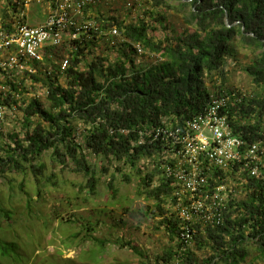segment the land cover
<instances>
[{
	"label": "trees",
	"instance_id": "1",
	"mask_svg": "<svg viewBox=\"0 0 264 264\" xmlns=\"http://www.w3.org/2000/svg\"><path fill=\"white\" fill-rule=\"evenodd\" d=\"M149 1L155 8H171L172 3H177L180 10L188 8L184 20L192 30L176 34L173 43L165 45L167 37L154 38L156 24L165 29L161 15L154 23L140 19L127 25L113 17L97 15L91 18L94 29L81 34L76 41L65 40L60 48L50 49L43 63L35 64L36 73L26 76L30 86L37 85L47 93L44 101L29 97L19 105L20 132L4 135L0 128V179L8 178L10 183V175H32L31 182L40 199L42 190L53 186L50 183L55 178L43 176L45 166L41 160L50 152L53 163L62 171L85 179L82 190L87 189L91 196L95 195L98 182L95 162L99 161L98 169L104 175L108 167L112 168L107 189L114 197V175L129 182L124 172L132 171L144 195L155 203L154 214L160 228L174 244L157 256L154 264H246L249 245L264 255L263 177L250 176L244 163L226 171L213 170L210 190L221 180L231 183L222 222L219 226L195 223L192 241L185 243L172 189L153 165L161 154L160 147L148 137L140 139V133H150L164 120H190L204 112L212 95L236 92L241 100L228 104V121L233 134L246 145L262 143L259 167L264 174V96L243 95L236 89L226 90L223 85H206L214 74L223 79L226 58H236L238 42L258 51L245 72L256 86L264 87V0ZM9 10L19 13L23 5L8 0V7L1 14L3 20L10 18ZM112 27L119 30L122 43L111 45L112 41L106 40L103 33ZM134 45L156 54L157 61L148 66L138 65ZM98 47L104 52L115 51L114 60L110 62L107 56L96 53ZM63 58L68 59V66L61 70L58 62ZM11 89L18 92L14 85ZM145 164L150 166L149 170ZM240 181L243 183L238 185ZM18 187L28 197L27 212L22 216L27 218L0 203V219L7 222L0 224V257L16 261L22 257L17 253V243L2 237L7 229L21 231L25 228L23 223L31 222L35 215L31 193L23 190V182ZM87 230L93 232L94 228ZM86 239L99 247L104 244L92 234L81 241ZM121 247H128L143 258L130 243ZM194 249L205 253L201 261Z\"/></svg>",
	"mask_w": 264,
	"mask_h": 264
},
{
	"label": "rangeland",
	"instance_id": "2",
	"mask_svg": "<svg viewBox=\"0 0 264 264\" xmlns=\"http://www.w3.org/2000/svg\"><path fill=\"white\" fill-rule=\"evenodd\" d=\"M23 5L24 20L31 25L41 24L49 13L50 0H11ZM130 2L128 6V2ZM131 5V6H130ZM171 8H155L149 0H104L100 1L95 8H90L85 16V21L102 15L113 17L124 25L136 24L140 19L154 23L161 15L164 17V30L156 24L157 31L155 39H169L167 44H171L172 38L184 30H192V26L187 24L184 16L188 13V8L180 10L177 3H172ZM8 7V0H0V19L2 11ZM20 7V5H19ZM9 17L15 16L9 10ZM238 54L236 58H226V63L222 68L223 79L219 75H212L207 80V86L223 85L225 89H236L243 95L264 96V87L256 86L249 75L245 72L252 58L258 51L242 46L235 42ZM101 48L102 45L100 46ZM96 50V53L108 57L113 61L116 53L112 51L104 52ZM114 50H117L115 48ZM103 52V53H102ZM156 54L145 52L143 56H137L136 63L148 66L156 62ZM224 83V84H223ZM28 89L23 99L31 97ZM38 93L42 89L36 87ZM45 97L40 98L44 101ZM25 101H23V104ZM20 113L15 118L11 117L9 110L4 123H1V131L4 135L12 132H20ZM264 125V120H263ZM42 164L45 166L44 177L55 175L51 179L53 186L48 185L42 190L41 198L32 180V175H10L7 179H0V203L2 206L12 209L25 215L27 196L19 190V184L23 182L28 193H31L33 205L32 212L35 213L31 222L24 224L25 228L19 232L7 229L5 236L7 241H14L18 245L17 253L22 256L19 261L11 258L0 257L2 264H154L155 258L162 253L173 242L169 236L160 228L159 218L154 201L148 199L143 192L139 179L134 172L125 170L129 177L127 182L121 175H114V186L117 193L111 196L107 189L109 177L113 174V169L108 167L107 174L100 173L99 161H96V172L98 182L95 195L88 194L85 186V179L81 175L73 174L67 170L62 171L57 164L53 163L50 152L44 154ZM107 166V165H106ZM145 166L150 169L148 164ZM156 181V179H155ZM29 182V183H28ZM81 186V187H80ZM12 187V191L11 188ZM36 201V203H34ZM168 208V204L165 205ZM20 218V215H18ZM20 218V219H21ZM0 224L7 222L0 219ZM22 221L19 222V224ZM94 228L93 232L87 230ZM18 233V234H17ZM94 239L104 241L99 247L91 239H86V235H91ZM2 235V234H1ZM3 236V235H2ZM2 239V240H3ZM130 243L143 254L139 258L128 247H121ZM249 259L246 264H264V255L258 253L254 247L248 246ZM198 261H201L205 253L193 250Z\"/></svg>",
	"mask_w": 264,
	"mask_h": 264
},
{
	"label": "built area",
	"instance_id": "3",
	"mask_svg": "<svg viewBox=\"0 0 264 264\" xmlns=\"http://www.w3.org/2000/svg\"><path fill=\"white\" fill-rule=\"evenodd\" d=\"M99 2L50 0L49 13L38 25L28 24L23 10L7 20L0 19V128L7 110L12 118L19 112L18 107L23 105V95L28 90L26 84L31 97L40 100L47 95L44 90L42 94L38 93L37 85L30 86L28 75L36 73L35 64L43 63L50 49L60 48L65 40L76 41L81 34L94 29V21H85V16ZM127 2L129 6L130 2ZM103 35L112 41L111 45L123 41L116 27ZM134 49L137 56L145 54L139 45H134ZM58 64L64 70L68 59L63 58ZM11 85L18 92H14ZM21 89H24L22 95ZM240 100L236 92L212 95L204 112L194 118L175 123L164 120L150 133H140V139L148 137L151 143L160 147L161 154L153 165L172 189L173 206L181 221V238L185 243L192 241L195 223L219 226L222 222L223 205L231 191V183L225 184L221 180L210 190L213 170L226 171L244 163L250 176H262L264 180L259 167L262 143L246 145L233 134L228 121V104ZM242 183L240 181L238 185Z\"/></svg>",
	"mask_w": 264,
	"mask_h": 264
},
{
	"label": "water",
	"instance_id": "4",
	"mask_svg": "<svg viewBox=\"0 0 264 264\" xmlns=\"http://www.w3.org/2000/svg\"><path fill=\"white\" fill-rule=\"evenodd\" d=\"M226 21H227V18H226Z\"/></svg>",
	"mask_w": 264,
	"mask_h": 264
}]
</instances>
